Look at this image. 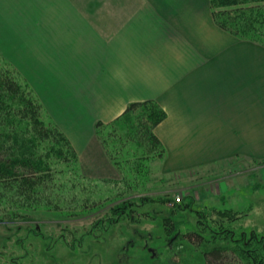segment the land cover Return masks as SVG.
<instances>
[{
	"label": "crops",
	"instance_id": "obj_1",
	"mask_svg": "<svg viewBox=\"0 0 264 264\" xmlns=\"http://www.w3.org/2000/svg\"><path fill=\"white\" fill-rule=\"evenodd\" d=\"M214 27L209 0H0V55L51 117L67 118L82 173L109 179L115 168L99 161L94 127L132 102L156 101L165 111L155 129L164 165L172 142L224 149L233 141L206 135L264 132V55L256 46H210Z\"/></svg>",
	"mask_w": 264,
	"mask_h": 264
},
{
	"label": "rangeland",
	"instance_id": "obj_2",
	"mask_svg": "<svg viewBox=\"0 0 264 264\" xmlns=\"http://www.w3.org/2000/svg\"><path fill=\"white\" fill-rule=\"evenodd\" d=\"M224 1L228 4L225 5ZM224 1L218 4L219 10L239 7L232 4L234 0ZM241 8L248 11L237 14L235 22L252 20L251 23L260 24L264 30V0H244ZM209 9L211 12L210 3ZM211 19L225 35L216 34L215 27L212 32L208 30L209 45L214 41L218 47L222 44L225 48L227 44L256 46L257 55H264L261 46L220 29L212 14ZM209 53L216 54L208 51L207 55ZM0 63L3 72L10 66L18 71L4 58ZM259 91H262V85ZM44 111L47 116L43 118L44 122L56 125L69 141L77 135L66 125L67 118L51 117L45 108ZM261 117L256 118L260 127ZM248 119L245 115L238 121ZM6 130L7 123L1 134ZM178 133L181 144H184V131L181 129ZM214 135L216 141L223 137L224 145L227 138L233 142L224 149L206 147L201 141H197L203 146L201 148L192 143L189 149H184L172 142V147L168 149L172 161L166 165L165 159L162 164L158 163L156 151L146 152V155L138 153L140 168L143 167L145 172L141 185H145L146 189L143 194L136 193L131 197L125 193L131 190V186L139 188L140 178L133 180L127 173L129 167L126 165L130 163L124 165V171L130 178L121 181L118 173L112 170L108 177L114 180L90 181L83 179L75 168L80 163L76 151L78 160L75 163L73 157L66 158L64 153L59 156L62 151L54 142H37L35 146L22 149L15 145L19 141H13V148H17L19 153L24 152L25 157L30 156L41 170L33 179L26 181L20 178L16 181L14 174L9 175L0 168V264H204L203 250L214 246L230 250L244 247L242 258L236 263L228 259V263L264 264V132H217L206 137ZM194 136L197 134H193L190 141ZM20 138L18 136V140ZM4 143L3 138L0 145ZM131 146V152H134L135 147ZM98 155L100 162L108 163L105 153L99 151ZM188 157L191 161H187ZM208 160L213 162L203 164ZM84 175L94 177L95 173L86 172ZM181 192L191 193L194 197L190 203L194 212L190 214L188 210H183L178 216L171 213L173 205L165 198L166 194L171 198ZM140 196L150 198V202L138 211L135 209L138 212L136 218L121 221L118 215L109 214L117 202ZM224 209H232L243 216L236 221L227 219L224 222L219 213ZM169 213L174 218L171 232L163 226V218ZM134 230L151 234L153 240L147 247L156 249L155 257H151L143 241L133 235ZM176 231L182 237L194 232L198 241L197 238L192 242L183 238L169 248L168 239L177 236ZM90 232L94 233L89 235ZM131 239L135 246L124 252L126 243Z\"/></svg>",
	"mask_w": 264,
	"mask_h": 264
},
{
	"label": "trees",
	"instance_id": "obj_3",
	"mask_svg": "<svg viewBox=\"0 0 264 264\" xmlns=\"http://www.w3.org/2000/svg\"><path fill=\"white\" fill-rule=\"evenodd\" d=\"M223 1L224 0H209L211 14L215 24L230 35L240 39H246L264 47V40L262 41V38L264 39V30L260 24L251 23L252 20H245L240 23L235 22L234 17L237 14L240 15L242 12L248 11L247 9L241 8L244 0H234V2H232L233 5L239 6L236 9L219 10L218 4H221ZM224 3L225 5L228 4L225 1ZM258 39L261 40L258 41ZM1 60L3 61V58L0 56V61ZM0 115L4 117H2V119L0 118V126L4 124V127L7 123L6 133L1 134L3 127H0V141L3 138L5 139L4 145H0V168L3 169V172L5 170L9 175L14 174V180L17 181L20 178L26 181L33 179L36 175L38 176L41 168L30 156L27 155V157H25L24 152L19 153L17 148H13V141H19L18 143L15 142V145L22 149L35 146L37 142H54L57 146L59 145L62 151L58 153L59 156L64 153L66 158L73 157L74 162H77L78 159L71 142L52 122H44L43 118L45 119L47 116L43 104L31 87L21 77L20 73L11 66L9 69L7 68L5 72L0 70ZM165 118V111L156 101L146 100L129 103L124 112L109 123L104 124L97 122L95 124L96 138L100 142L108 161L117 171L120 177L119 180L122 181L129 177L128 174L131 175L133 180L140 178L139 188L131 186V190L127 192L128 194L125 193L129 197L134 196L136 193L143 194L146 189L145 185H141L142 177L145 172L143 167L140 168L141 157L138 153L146 155V152L156 151L157 160L160 164H162L165 159L166 150L155 134V129ZM14 131L15 134H13ZM18 136H21L19 140ZM131 145L135 147L134 152H131ZM124 146L126 147L125 150ZM126 163H130L126 165V167H129V170L127 169L128 174L124 171V165ZM132 167H135V169ZM75 168L82 174L83 179L90 181L95 180L85 176L81 172L78 164ZM110 180L114 179H101L100 181ZM177 195L181 196V202H173V209L170 211L180 216L179 214L183 210L189 211L193 197L191 193L188 192H181ZM174 196L169 198L168 194H166L165 200H170L172 202L174 201ZM149 199L148 197L140 196L139 198H129L124 201H119L112 208V211L109 210V214L112 212L114 215H118L121 221L130 220L131 217L134 218V216L136 218L138 212H136L135 209L138 211L139 208L148 205V202H150ZM171 213L163 218V226L167 232H171L172 227L174 228V224L172 223L174 222V218ZM219 213L222 215L220 218L222 221H227V219L236 221L243 216L232 209H224L219 211ZM204 218L207 219V216ZM108 220H110V218H108ZM107 222L113 223L112 221ZM183 238L189 242H192V240L194 241V238H197L196 242L198 241V235H195L194 232L189 234L186 233L184 237L180 236L178 232L175 240L172 241V248L177 240L179 241ZM196 242L192 244H196ZM244 254L243 246L240 249L236 248L232 250L223 246H214L208 250L205 247L202 260L204 264H231L226 260L229 259L236 263Z\"/></svg>",
	"mask_w": 264,
	"mask_h": 264
},
{
	"label": "flooded vegetation",
	"instance_id": "obj_4",
	"mask_svg": "<svg viewBox=\"0 0 264 264\" xmlns=\"http://www.w3.org/2000/svg\"><path fill=\"white\" fill-rule=\"evenodd\" d=\"M194 199V197H193ZM172 204V203H171ZM173 205V204H172ZM193 211L194 212V209L193 207L189 208V212ZM191 214V213H190ZM191 216V215H190ZM239 219V218H238ZM237 219V220H238ZM189 220H190V217H189ZM96 230V229H95ZM95 232V231H94ZM94 232H90L88 233L89 235L93 234ZM133 235L137 236L141 241H143L144 243V246H145V249H147V251L151 254V257H155L157 255V252H156V249L152 248V247H147V245L149 244V242H151V240L153 239L151 234L150 233H141L140 231L138 230H134L133 231ZM176 236H173L172 238H169L168 239V247L171 248L172 246V241L175 240ZM135 246V243L134 241L131 239L129 240L127 243H126V246L124 248V252H126L128 250V248L130 247H134Z\"/></svg>",
	"mask_w": 264,
	"mask_h": 264
},
{
	"label": "built area",
	"instance_id": "obj_5",
	"mask_svg": "<svg viewBox=\"0 0 264 264\" xmlns=\"http://www.w3.org/2000/svg\"><path fill=\"white\" fill-rule=\"evenodd\" d=\"M173 199H174V201L171 202L172 204H174V203H180L182 198H181V196L176 195V196H174Z\"/></svg>",
	"mask_w": 264,
	"mask_h": 264
}]
</instances>
